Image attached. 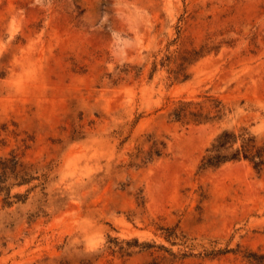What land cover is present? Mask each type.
<instances>
[{
	"label": "rangeland",
	"instance_id": "rangeland-1",
	"mask_svg": "<svg viewBox=\"0 0 264 264\" xmlns=\"http://www.w3.org/2000/svg\"><path fill=\"white\" fill-rule=\"evenodd\" d=\"M0 0V158L54 163L45 192L13 207L0 196V264H145L112 255L110 239L164 245L178 227L204 250L264 254V175L247 162L201 172L223 129L264 136V0ZM210 40L218 53L172 82L165 57ZM126 65L130 76L114 83ZM209 93L231 110L216 125L173 123L180 100ZM137 125L124 145L117 132ZM85 132L71 141L73 129ZM168 156L128 166L143 134ZM15 188L12 196L26 194ZM62 200L61 202H57ZM38 208L49 216L29 219ZM178 264H247L242 254Z\"/></svg>",
	"mask_w": 264,
	"mask_h": 264
},
{
	"label": "trees",
	"instance_id": "trees-1",
	"mask_svg": "<svg viewBox=\"0 0 264 264\" xmlns=\"http://www.w3.org/2000/svg\"><path fill=\"white\" fill-rule=\"evenodd\" d=\"M103 7H106L111 0H103ZM221 46L213 44L207 40L199 47H194L184 53L177 52L175 56H167L164 62L169 65L176 64L175 68H170L169 74L171 80L175 84H183L191 79L190 68L202 60L203 58L218 53ZM135 67L126 65L121 69L113 80L114 83L122 80V76H130ZM198 100H180L176 102L170 112L168 118L173 123L182 125L185 128L201 125H216L224 121L229 113L233 110L223 101L216 99L209 93L198 97ZM123 129L117 132L115 139L120 141L121 145L131 141L134 137L135 126ZM86 138L85 132L79 131L77 127L73 129L71 141L83 140ZM137 147L128 154L129 164L131 168L147 167L168 156V141L164 136L157 134H143L136 140ZM247 162L254 172L264 175V136H260L251 132L249 128L242 127L237 129H223L214 139L211 145L206 149L205 155L200 161L199 170L201 172L219 169L228 163ZM54 163L46 166L37 163H26L17 156L10 158H0V196L4 195V203L8 208L13 207L16 200L26 203L30 192L41 188V194L46 196L50 184L53 182ZM39 183L33 186L26 194H16L12 196L15 188L29 186L34 182ZM58 200L57 202H61ZM49 216L43 210L38 208L36 212L30 215L29 219H38L41 216ZM162 237L173 247H182L185 249L183 253H175L172 249L164 245H156L155 243L143 242L138 239L132 241L119 242L118 239H110L111 246L108 251L112 255H120L121 257H131L134 249H138V254L148 253L151 260L145 264H178L191 258L217 259L224 257L230 253L242 254L243 260L247 264H264V254L254 251H242L233 249H215L204 250L205 252L198 255L193 252L198 247L196 239L190 238L178 227H161Z\"/></svg>",
	"mask_w": 264,
	"mask_h": 264
}]
</instances>
